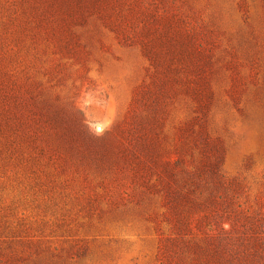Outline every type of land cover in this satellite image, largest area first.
Instances as JSON below:
<instances>
[{
  "label": "rangeland",
  "instance_id": "obj_1",
  "mask_svg": "<svg viewBox=\"0 0 264 264\" xmlns=\"http://www.w3.org/2000/svg\"><path fill=\"white\" fill-rule=\"evenodd\" d=\"M113 6L126 30L19 26L17 134L42 108L57 136L0 159L18 264H264V0ZM176 9L201 47L157 32Z\"/></svg>",
  "mask_w": 264,
  "mask_h": 264
},
{
  "label": "trees",
  "instance_id": "obj_2",
  "mask_svg": "<svg viewBox=\"0 0 264 264\" xmlns=\"http://www.w3.org/2000/svg\"><path fill=\"white\" fill-rule=\"evenodd\" d=\"M116 1L118 0H114ZM109 2L110 0H0V159L5 164H14L18 160L17 154L30 145L33 151H38V155H43L48 147L45 141L52 136H57L50 117L46 111L43 112L42 108L31 110L30 118L26 122L29 134L22 135V137L17 134L18 130L14 121L17 114L15 104L17 98H22L26 91L15 76L20 69L15 68L17 66L13 64V58L20 54L19 26L25 27L27 24L36 22L42 25L44 21L51 28L63 31L70 24L82 20L86 14L96 12L108 24L107 26L115 28L116 24L115 31L126 30L129 23L126 22V17H122L120 12L115 10V6L110 8L109 12L102 10ZM113 14L114 19H111ZM158 19L162 22L156 29L157 32L169 35L171 44L187 43L192 44L196 49L202 46L197 40L194 29L185 25L181 17H178L177 9L172 15H161ZM179 25H182L180 29L177 28ZM175 29L180 32L177 33ZM153 41L149 43V46L154 44ZM147 46H144L145 52ZM172 57L180 58V51L173 50ZM20 160L23 161L24 158ZM8 228L9 226H0V264H18L30 255L18 253L15 250L16 243L32 244V242L30 240L22 242L21 239L10 234L11 231L6 232Z\"/></svg>",
  "mask_w": 264,
  "mask_h": 264
}]
</instances>
